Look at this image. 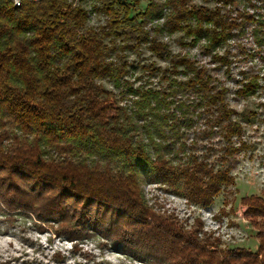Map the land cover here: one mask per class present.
<instances>
[{"label": "trees", "instance_id": "obj_1", "mask_svg": "<svg viewBox=\"0 0 264 264\" xmlns=\"http://www.w3.org/2000/svg\"><path fill=\"white\" fill-rule=\"evenodd\" d=\"M85 1L105 16L103 25H88ZM78 2L0 0V210L58 223V234L74 242L97 232L149 264H264V231L255 252L213 247L200 238L201 223L185 229L173 215L157 213L144 192L146 184H161L207 206L235 183L232 161L248 145L228 88L187 55L172 56L166 87L125 79L128 51L146 44L160 58L169 54L147 28L151 20L164 19L154 32H182L190 39L184 45L204 41L205 52L224 60L218 48L254 15L244 12L238 23L221 7L151 0L143 19L128 24L131 10L120 0ZM260 87L255 76L236 93L248 97ZM199 119L206 127L195 126ZM215 132L226 140L219 167L198 151ZM241 201L245 216L259 224L264 198Z\"/></svg>", "mask_w": 264, "mask_h": 264}, {"label": "rangeland", "instance_id": "obj_2", "mask_svg": "<svg viewBox=\"0 0 264 264\" xmlns=\"http://www.w3.org/2000/svg\"><path fill=\"white\" fill-rule=\"evenodd\" d=\"M70 1L80 3L78 0ZM120 1L121 6H128L131 10L132 21L128 24H136L143 19L142 13L151 0ZM192 3L211 9L221 7L229 21H244L241 16L244 12L253 14L255 19L235 27L233 36L218 48L217 52L224 60H215L212 54L205 52L204 41L197 46L184 45L183 41L190 39L183 37L182 32H154V27L164 19L151 20L147 28L152 35L168 44L169 54L160 58L146 44L135 51H128L129 67L125 79L136 87H166L174 77L169 70L172 56H189L199 66L207 68L218 84L228 88L227 102L236 110L233 118L242 124L240 138L248 147L232 161L231 173L235 183L224 188L211 204H195L165 190L161 184L152 183L144 186L146 200L157 213L173 215L187 230L192 231L201 223L199 236L213 247L243 248L255 252L260 243V232L264 231V218H254L259 224L253 225L245 216L248 207L241 199L249 195L264 198V109L261 105L264 103V0H239L236 4L227 5L218 0H192ZM81 5L90 11L89 26L105 23V16L94 11L91 2L85 1ZM167 12L168 8L164 13ZM156 67L160 69L155 70ZM255 76L261 87L254 95L239 96L236 90ZM177 77L182 79L183 75ZM105 85L117 93L120 91L112 82L107 81ZM128 102L127 99L123 101ZM206 125L204 119L197 120L195 124L197 128ZM240 138L234 137L233 140L238 143ZM198 144L201 155H208L207 159L216 167L222 166L219 156L226 140L219 132L203 138ZM59 227L58 223H41L33 213L0 210V264H149L145 258L127 253L122 244H114L97 232L74 242L66 234H58Z\"/></svg>", "mask_w": 264, "mask_h": 264}, {"label": "built area", "instance_id": "obj_3", "mask_svg": "<svg viewBox=\"0 0 264 264\" xmlns=\"http://www.w3.org/2000/svg\"><path fill=\"white\" fill-rule=\"evenodd\" d=\"M35 1H38V0H35ZM14 2H15L16 5H20L21 0H14Z\"/></svg>", "mask_w": 264, "mask_h": 264}]
</instances>
